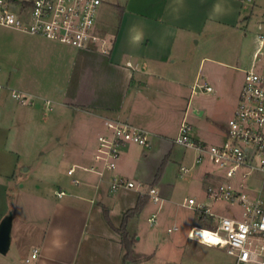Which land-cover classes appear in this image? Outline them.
<instances>
[{"label":"crops","instance_id":"1","mask_svg":"<svg viewBox=\"0 0 264 264\" xmlns=\"http://www.w3.org/2000/svg\"><path fill=\"white\" fill-rule=\"evenodd\" d=\"M244 2L112 0L110 7L118 14L112 21L111 17L106 20L100 15L102 0L97 27L106 38L109 37V42L104 45L108 51L76 47L75 50H66L69 52L66 59L60 55L61 63L58 61L59 65L54 68L49 66L46 71L42 69L15 78L0 76V223L9 216L10 196L16 180H19L20 187L15 205L17 213L10 216V248L14 232L19 235L20 241H17L19 247H23V257H29L35 248L39 250L32 264L171 263L170 259L158 256L162 243L157 240L156 233L145 235L144 239L139 234L141 217L148 211L147 204L160 203L154 202L143 190H111L113 172H107L101 178L77 167L88 166L93 161L90 139L86 140L87 136L79 133L78 138H74V145H71L57 136L55 131L59 126L54 129L52 124L43 122L48 108L46 100H51V110H56L55 120L63 122L72 113L75 126L81 131L84 118L89 120L87 126L94 128L97 135L103 129L105 118H117L146 128L144 122L134 120L133 114L137 110L144 112L148 103L158 105L159 94L167 90L165 85L172 86L169 91L175 98L182 97L186 89H191L189 106L194 85L200 81V76L204 77L198 71L193 85V46L200 45L196 35L214 30L217 33L226 27L238 29L241 20L249 17L244 16ZM107 26L114 27L108 29L105 28ZM208 58L203 56L201 63ZM251 65L241 67L242 73ZM13 90L28 95L32 104H20L13 97ZM53 103L56 108H53ZM152 133L153 139L163 136L158 132ZM93 139L94 147L97 138L94 136ZM197 140L207 143L199 138ZM130 149L129 146L122 153L115 173L145 186H155L162 199L169 198L158 187L166 164L160 178L157 174L155 179L148 181L138 168L122 167L131 162L127 155L135 158L137 163L142 162L134 153L128 154ZM74 166V176L81 179L80 184H74L73 177L68 174ZM209 171L204 170L205 187L214 180ZM61 190L65 194L59 196ZM141 196H147L148 201L127 225L130 236L135 240L138 261L125 262V249L118 228L125 213L137 206ZM153 214L158 215V212ZM196 216L200 223L204 222L202 217ZM199 222L193 225L191 220L189 231L194 226H201ZM150 223L151 226L156 224ZM169 229L177 230L178 225L175 223ZM180 260L179 264H185Z\"/></svg>","mask_w":264,"mask_h":264},{"label":"rangeland","instance_id":"2","mask_svg":"<svg viewBox=\"0 0 264 264\" xmlns=\"http://www.w3.org/2000/svg\"><path fill=\"white\" fill-rule=\"evenodd\" d=\"M111 1L103 0V10L100 15L106 20L107 17H111L113 21L118 14L113 7H110ZM244 1V16L248 15L249 17L241 20L238 29L226 27L217 33L214 30L215 32L207 31L196 35V38L200 39V45L193 46V62H195V64L193 63V85L195 75L199 71L200 75H204V77L200 76L199 83H207L213 90L206 91L204 88L197 87L188 106L191 89H186L182 97L175 98L169 91V87L172 86L168 84L164 86L167 90L159 94L158 105L148 103L144 112L137 110L133 114L136 122H144L147 129L163 135L154 137L151 148L131 144L128 154L134 153V156L140 157L142 162L140 160L137 163L134 161L135 158L127 155L131 162L128 165H122V167L138 168L148 181H152L166 160L164 175L158 187L169 198H164L162 202H159V205L153 202L147 204L148 211L141 217L139 234H142L144 239L145 235L153 236L156 233L157 240L162 243L158 256L170 259V264L173 262L179 264L180 259L185 264L234 263V257L228 254L226 248L209 246L188 237L190 227L188 223L191 220H193V225L199 222L193 206L189 203V198H195L198 201L208 200L203 180L204 170L210 169L216 172L217 168L209 160L200 164L195 163V150L176 144L173 140L177 136L187 106L186 119L192 125L191 133L194 138H199L208 144L223 139L224 129L240 101V91L244 81L241 67L245 64L251 65L254 51L260 44L258 34L264 33V0ZM113 27L105 28L113 29ZM108 38L107 42H109ZM75 49V46L66 43L0 25V76L15 78L24 74L31 75L42 69L46 71L49 66L54 68L61 63L60 55L66 59V54H69L66 50ZM203 56L209 58L201 63ZM260 57V63L264 64V44ZM15 67L18 68L17 71L14 70ZM49 92L52 93L48 90ZM56 107L53 103V108ZM46 111L43 122L47 125L52 124L54 129L59 126L58 131H55L57 136L71 145H74L76 141L74 138H78L79 133L87 136L85 139H90L89 146L93 149L92 156L94 157L96 146L93 147V138L94 136L97 138V131L87 126L89 121L87 118L82 121L84 123L81 131L79 127L76 128L72 113L67 116L65 121L61 122V120L53 118L55 109L47 108ZM201 111L202 114H200ZM182 166L190 168V172L182 173ZM134 178L136 177L134 176ZM21 184L22 182H20ZM120 191L129 192L126 189ZM18 192H20L19 180H16L10 196L9 216L17 213L15 205ZM209 204L217 215L230 212H228L229 204L227 202L210 201ZM155 212H158V222L151 226L147 218ZM175 223L178 225V229L169 231L168 228L174 227ZM199 225L211 227L205 225L204 222H199ZM18 237L17 233L12 232L13 244L6 253H0V264H25L26 258L22 256L23 247H19L20 238ZM177 244L179 247H176Z\"/></svg>","mask_w":264,"mask_h":264},{"label":"built area","instance_id":"3","mask_svg":"<svg viewBox=\"0 0 264 264\" xmlns=\"http://www.w3.org/2000/svg\"><path fill=\"white\" fill-rule=\"evenodd\" d=\"M101 4L102 0H0V25L77 48L108 51L104 48L107 38L97 27ZM258 37L256 58L244 70L240 101L227 123L225 138L212 144L197 140L191 133L192 125L185 118L174 139L176 144L195 150V163L209 160L217 168L216 172L209 171L214 180L206 186L208 200L189 198L195 213L199 217L206 216L212 227L194 226L189 236L209 244L208 237H215L213 245L226 248L234 257L233 264H264V64L259 59L264 33ZM197 87L213 90L207 83L196 82L193 92ZM12 95L22 105L32 104V99L21 91L13 90ZM46 103L51 110V100ZM131 144L151 148L153 133L124 120L105 118L103 129L97 135L92 163L77 167L101 178L113 172L111 190H143L159 203L163 199L157 187L145 186L115 173L122 153ZM75 167L70 168L68 174L74 184H80L81 179L74 176ZM181 172L188 173L190 168L182 166ZM63 194V190L58 193ZM208 201L227 202L230 212L217 215ZM149 221L156 223L157 214ZM205 231L209 236L203 235ZM38 252L35 248L25 264H32Z\"/></svg>","mask_w":264,"mask_h":264},{"label":"trees","instance_id":"4","mask_svg":"<svg viewBox=\"0 0 264 264\" xmlns=\"http://www.w3.org/2000/svg\"><path fill=\"white\" fill-rule=\"evenodd\" d=\"M164 164H165V162L163 163V166L160 168L159 173L157 175V177H159V178L162 175ZM147 201H148L147 196H141L137 206L135 208L128 210L125 213L123 223H122L121 227L118 228V232L121 235V241H122L123 247L125 249V254L123 257L125 262H127V261H138L137 255H136L135 250H134L135 240L133 237L130 236L127 225H128L129 219L132 216L136 215L143 208V206L145 205V203ZM202 218H203L205 225L211 226L209 219L206 216H203Z\"/></svg>","mask_w":264,"mask_h":264},{"label":"water","instance_id":"5","mask_svg":"<svg viewBox=\"0 0 264 264\" xmlns=\"http://www.w3.org/2000/svg\"><path fill=\"white\" fill-rule=\"evenodd\" d=\"M200 114H202V111L200 112ZM10 242H11V217L6 216L0 223V253H6L9 250Z\"/></svg>","mask_w":264,"mask_h":264},{"label":"bare ground","instance_id":"6","mask_svg":"<svg viewBox=\"0 0 264 264\" xmlns=\"http://www.w3.org/2000/svg\"><path fill=\"white\" fill-rule=\"evenodd\" d=\"M208 236H209V235H208ZM208 238H209V242H211L212 244H214L216 238L213 237V236H209Z\"/></svg>","mask_w":264,"mask_h":264},{"label":"clouds","instance_id":"7","mask_svg":"<svg viewBox=\"0 0 264 264\" xmlns=\"http://www.w3.org/2000/svg\"><path fill=\"white\" fill-rule=\"evenodd\" d=\"M190 235H191V233H190ZM203 235H204L205 237H207V236H208V233L205 231V232L203 233Z\"/></svg>","mask_w":264,"mask_h":264}]
</instances>
